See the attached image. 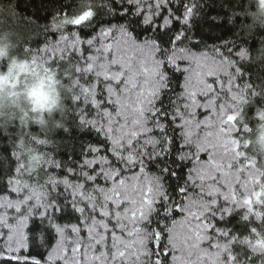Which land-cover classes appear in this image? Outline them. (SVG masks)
Wrapping results in <instances>:
<instances>
[{
    "label": "snow or ice",
    "instance_id": "obj_1",
    "mask_svg": "<svg viewBox=\"0 0 264 264\" xmlns=\"http://www.w3.org/2000/svg\"><path fill=\"white\" fill-rule=\"evenodd\" d=\"M8 3L0 264H264V0Z\"/></svg>",
    "mask_w": 264,
    "mask_h": 264
},
{
    "label": "trees",
    "instance_id": "obj_2",
    "mask_svg": "<svg viewBox=\"0 0 264 264\" xmlns=\"http://www.w3.org/2000/svg\"><path fill=\"white\" fill-rule=\"evenodd\" d=\"M23 2V0H21ZM12 7L8 3V0H0V13L8 14L9 9ZM256 23H260V21H256ZM0 47L4 48L5 55L0 57V68L5 66V62H10L13 59H16V39L12 32L0 29ZM32 81H30L31 83ZM23 83V81H21ZM46 87V86H45ZM67 85H61L59 87L53 88V93L57 97L56 107L53 109V112L64 113L68 110V106L65 103V95L62 94L64 89H67ZM23 92V90H21ZM41 103V102H40ZM43 105V103H41ZM28 107V99H26L23 95H21L16 103L13 105L10 101L5 100L0 102V117L7 115L9 120L12 117L17 116L21 111L26 110ZM32 121L39 124L40 116L35 115L31 117ZM59 124V121H56L51 118V116L45 120L44 124L41 125V129H51ZM255 135L251 138L252 143L254 145L253 150L259 152L261 156H264V127L261 124H256L254 126ZM34 135V134H33ZM27 151H34L32 146L28 144ZM264 175V172L261 173ZM262 216H264V212L257 210L256 219L259 220ZM261 231L264 232V225H261ZM254 249L257 252L264 251V237L261 238V242L259 244L254 243Z\"/></svg>",
    "mask_w": 264,
    "mask_h": 264
},
{
    "label": "rangeland",
    "instance_id": "obj_3",
    "mask_svg": "<svg viewBox=\"0 0 264 264\" xmlns=\"http://www.w3.org/2000/svg\"><path fill=\"white\" fill-rule=\"evenodd\" d=\"M28 87L32 96L38 98L41 103L46 104L50 99V94L44 90L39 80L32 81Z\"/></svg>",
    "mask_w": 264,
    "mask_h": 264
}]
</instances>
